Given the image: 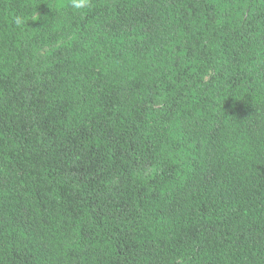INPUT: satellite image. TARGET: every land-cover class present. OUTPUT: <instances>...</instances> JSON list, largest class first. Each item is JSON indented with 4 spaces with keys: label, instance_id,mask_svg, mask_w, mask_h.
<instances>
[{
    "label": "trees",
    "instance_id": "16d2710c",
    "mask_svg": "<svg viewBox=\"0 0 264 264\" xmlns=\"http://www.w3.org/2000/svg\"><path fill=\"white\" fill-rule=\"evenodd\" d=\"M91 4L0 0V264H264V0Z\"/></svg>",
    "mask_w": 264,
    "mask_h": 264
},
{
    "label": "clouds",
    "instance_id": "9594fccd",
    "mask_svg": "<svg viewBox=\"0 0 264 264\" xmlns=\"http://www.w3.org/2000/svg\"><path fill=\"white\" fill-rule=\"evenodd\" d=\"M60 7L61 5H55ZM92 6L91 0H68V7H70L74 14L83 15L85 11L90 9ZM41 17L35 12L31 16H25L22 13L15 14L12 16V23L17 27L23 29L25 26H29L28 22L37 21Z\"/></svg>",
    "mask_w": 264,
    "mask_h": 264
}]
</instances>
